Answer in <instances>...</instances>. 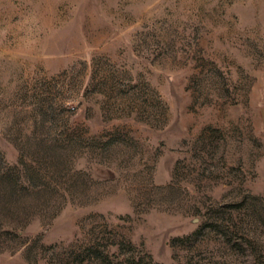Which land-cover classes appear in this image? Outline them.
Listing matches in <instances>:
<instances>
[{"label":"rangeland","instance_id":"rangeland-1","mask_svg":"<svg viewBox=\"0 0 264 264\" xmlns=\"http://www.w3.org/2000/svg\"><path fill=\"white\" fill-rule=\"evenodd\" d=\"M0 264H264V0H0Z\"/></svg>","mask_w":264,"mask_h":264}]
</instances>
